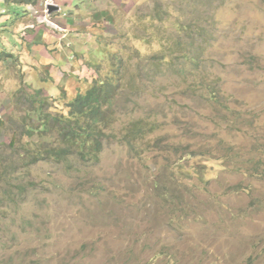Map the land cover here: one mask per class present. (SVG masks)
I'll list each match as a JSON object with an SVG mask.
<instances>
[{"label": "rangeland", "instance_id": "1", "mask_svg": "<svg viewBox=\"0 0 264 264\" xmlns=\"http://www.w3.org/2000/svg\"><path fill=\"white\" fill-rule=\"evenodd\" d=\"M23 1L0 0V143L20 139L22 98L67 115L118 56L124 97L97 163L0 181V264H264V0ZM152 116L151 148L120 143Z\"/></svg>", "mask_w": 264, "mask_h": 264}, {"label": "trees", "instance_id": "2", "mask_svg": "<svg viewBox=\"0 0 264 264\" xmlns=\"http://www.w3.org/2000/svg\"><path fill=\"white\" fill-rule=\"evenodd\" d=\"M170 15L168 12L167 17ZM159 16L160 20L166 18ZM196 23L199 21L189 23L180 21L177 25L184 29L187 36H191L196 32V28H199ZM192 28L195 30L191 31ZM117 59L112 64L115 67L111 71L113 74H110L106 80L95 79L85 93H78L73 97L68 104L70 109L67 115L55 114L47 110L49 102L46 98L40 100L22 98L28 101L31 107L27 109V114L20 125V139H12L8 144L0 143L2 149L7 147L11 150L9 157H5L0 152V181L7 184L12 182L21 168V162H24L23 167H28L40 162L68 163L81 159V161L97 163L100 160L101 153L114 136L112 132L117 131L113 117L116 107L121 106L120 101L124 97L123 93L121 96L118 95L119 90H123L124 87L121 84L124 77L119 67L123 59L119 56ZM164 60L168 58L162 54L154 55L151 64L161 65ZM191 60L195 63V68H198L199 62L193 57ZM209 89L210 97H215L216 90L210 87ZM40 92L41 90H38V93ZM158 126V120L153 116L151 120L146 117H135L119 131L118 139L124 146L129 147L131 152L137 151L141 154L144 148L141 149L138 143L146 145V150L151 148L152 145L145 140V137ZM24 137L26 140L23 139ZM28 141L30 144H27ZM138 158L144 159L141 155H138ZM203 172L197 171L199 177ZM1 195L7 197L10 193L2 192Z\"/></svg>", "mask_w": 264, "mask_h": 264}, {"label": "water", "instance_id": "3", "mask_svg": "<svg viewBox=\"0 0 264 264\" xmlns=\"http://www.w3.org/2000/svg\"><path fill=\"white\" fill-rule=\"evenodd\" d=\"M60 9V6L58 4H55V3H49L47 5V10H48V13L51 14L53 12H56Z\"/></svg>", "mask_w": 264, "mask_h": 264}, {"label": "crops", "instance_id": "4", "mask_svg": "<svg viewBox=\"0 0 264 264\" xmlns=\"http://www.w3.org/2000/svg\"><path fill=\"white\" fill-rule=\"evenodd\" d=\"M52 1V3H55L53 0H50L49 2H51ZM25 3H27V4H29V3H32V0H26V1H24ZM24 2H21V3H24ZM47 4H48V2H47ZM55 4H58V3H55ZM59 5V4H58ZM36 6V5H35ZM60 6V5H59ZM19 7H22V4H19ZM61 7V6H60ZM48 15H52V14H48Z\"/></svg>", "mask_w": 264, "mask_h": 264}, {"label": "clouds", "instance_id": "5", "mask_svg": "<svg viewBox=\"0 0 264 264\" xmlns=\"http://www.w3.org/2000/svg\"><path fill=\"white\" fill-rule=\"evenodd\" d=\"M23 2H24V1H23ZM49 3H52V1H51V2H48V4H49ZM48 4H46V5H48ZM59 10H60V9H59ZM59 10H58V11H59ZM47 13H48V10H47ZM53 13H54V12H53ZM53 13H51V14H53ZM48 14H49V13H48Z\"/></svg>", "mask_w": 264, "mask_h": 264}]
</instances>
